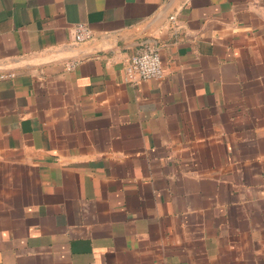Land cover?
Wrapping results in <instances>:
<instances>
[{"label":"crops","instance_id":"0c3cea01","mask_svg":"<svg viewBox=\"0 0 264 264\" xmlns=\"http://www.w3.org/2000/svg\"><path fill=\"white\" fill-rule=\"evenodd\" d=\"M10 72L0 264H264V0H0Z\"/></svg>","mask_w":264,"mask_h":264},{"label":"built area","instance_id":"2783aa9c","mask_svg":"<svg viewBox=\"0 0 264 264\" xmlns=\"http://www.w3.org/2000/svg\"><path fill=\"white\" fill-rule=\"evenodd\" d=\"M91 39L92 33L88 26L82 23L74 25L73 42L75 44L84 43ZM14 76L15 74L12 72L0 73V81L11 79ZM162 78L160 46L155 43L140 44L124 62V80L128 84L135 85L142 81H160Z\"/></svg>","mask_w":264,"mask_h":264}]
</instances>
